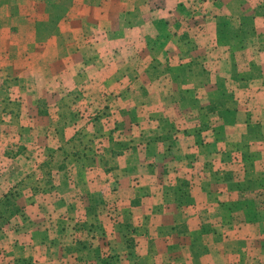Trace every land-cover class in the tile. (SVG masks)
Wrapping results in <instances>:
<instances>
[{
  "label": "crops",
  "instance_id": "1",
  "mask_svg": "<svg viewBox=\"0 0 264 264\" xmlns=\"http://www.w3.org/2000/svg\"><path fill=\"white\" fill-rule=\"evenodd\" d=\"M65 1L2 0L0 264H264V0Z\"/></svg>",
  "mask_w": 264,
  "mask_h": 264
},
{
  "label": "rangeland",
  "instance_id": "2",
  "mask_svg": "<svg viewBox=\"0 0 264 264\" xmlns=\"http://www.w3.org/2000/svg\"><path fill=\"white\" fill-rule=\"evenodd\" d=\"M15 5H13V8H11L12 12H39L41 14V17L36 23V32L35 34H39L42 36V38H45L50 35H55L57 33V21L60 19V16L64 15L66 6L69 4L65 0H14ZM89 3V2H88ZM195 3V2H194ZM196 4L189 5V9L192 7H196ZM203 5L200 3L197 8H201ZM2 0H0V12L2 11ZM194 11L196 9H193ZM190 12H194V11ZM54 12V14H53ZM22 37L24 36L21 34ZM16 39V38H15ZM29 39V38H27ZM13 133V131H12ZM13 152V151H12ZM14 163V166L17 168H20L18 163ZM12 165H8V167H11ZM7 167V168H8ZM264 180V178H263ZM240 210V209H239ZM3 228V226H2ZM3 236V230L0 228V237ZM19 264H23L20 262Z\"/></svg>",
  "mask_w": 264,
  "mask_h": 264
},
{
  "label": "trees",
  "instance_id": "3",
  "mask_svg": "<svg viewBox=\"0 0 264 264\" xmlns=\"http://www.w3.org/2000/svg\"><path fill=\"white\" fill-rule=\"evenodd\" d=\"M13 196L12 194H6L3 202V207H0V219L5 220L11 218L13 215L19 213V209L15 207L12 203Z\"/></svg>",
  "mask_w": 264,
  "mask_h": 264
}]
</instances>
